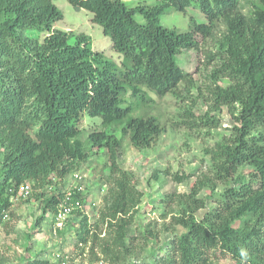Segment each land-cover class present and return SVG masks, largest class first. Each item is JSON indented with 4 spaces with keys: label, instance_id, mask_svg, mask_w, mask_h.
Wrapping results in <instances>:
<instances>
[{
    "label": "trees",
    "instance_id": "16d2710c",
    "mask_svg": "<svg viewBox=\"0 0 264 264\" xmlns=\"http://www.w3.org/2000/svg\"><path fill=\"white\" fill-rule=\"evenodd\" d=\"M68 1L93 15L122 54V65L93 49L90 35L58 28L63 12L55 0H0V220L22 184L46 188L52 175L64 178L90 153L107 148L112 185L98 221L107 231L101 236L84 216L79 242L99 248L111 262L133 254L127 239L142 194L132 173L118 164L119 147L128 136L134 147L149 148L162 135L160 119L142 112L156 101L151 93L162 98L178 95L183 84L194 86L176 54L199 51L217 36L216 51L207 55L216 62L208 89L214 109L193 124L220 127L210 112L227 106L234 125L206 151L212 176L188 193L168 195L172 205L161 218L171 214L169 224L183 230L149 264H213L217 254L237 264H264V0H137L133 6L128 0ZM170 6L198 8L207 20L191 18L185 30L165 26L161 17ZM86 115L101 119L102 128L82 140ZM186 178L176 176L179 182ZM204 188L208 194L200 198ZM62 198L54 189L43 199L44 213L56 212ZM209 199L215 206L198 219L195 212Z\"/></svg>",
    "mask_w": 264,
    "mask_h": 264
},
{
    "label": "rangeland",
    "instance_id": "374dc122",
    "mask_svg": "<svg viewBox=\"0 0 264 264\" xmlns=\"http://www.w3.org/2000/svg\"><path fill=\"white\" fill-rule=\"evenodd\" d=\"M142 1L149 3L153 0ZM55 3L63 12V17L56 23L58 28L90 35L93 49L103 51L106 58L122 65V54L114 50L111 38L104 34L101 25L92 21L93 15L89 11L76 8L68 0H55ZM127 3L133 6L137 0H128ZM191 18L197 22L207 20L198 8L188 7L186 11H176L174 6H170L169 12L161 17V23L185 30L191 25ZM137 19L144 20L140 15H137ZM28 34L38 35L35 31H29ZM217 38L215 36L204 40L199 51L192 48L176 54L177 62L190 72L194 86L183 84L178 95L168 93L162 98L151 93L156 101L147 102L142 112L156 115L160 119L164 127L162 135L149 148L134 147L128 136L123 138L119 147L118 164L132 173V183L138 193L142 194L139 205L133 209L127 239L134 253H125V257L120 260H115L114 256V263L110 260L111 256H104L99 248L92 249L91 244L83 246L79 242L84 216H87L88 224L92 225L91 229L101 232V236L107 231L98 222L105 197L112 185L109 178V152L107 148H102L96 153H90L87 161L79 164L64 178L52 175V183L46 188L34 189L29 182L27 194H13L12 206L4 219L0 220V264H34L35 261L40 264H56L60 259L67 264H149L154 262L156 256L165 254L167 242L176 232L183 230L169 224L171 214L165 219L161 218V212L169 211V204L172 205L166 201L170 197L168 195L174 199L179 194L188 193L199 179L212 176L210 154L206 151L223 135L229 134L234 125L227 106L210 112L220 120V127L209 129L193 124V121L200 122L199 116L214 109L208 89L216 62H209L207 55L210 51H216ZM189 110L195 116H190ZM100 128L101 119L86 115L80 123V138L86 140L90 132ZM117 135L120 137L118 131ZM3 149L0 145V163L4 156ZM77 172L83 175L81 181H76L74 177ZM177 175H187V178L179 182L176 180ZM50 185L62 191L78 185L83 198L81 214L77 212L62 228L56 225L55 212L48 210L44 213L43 199L47 197ZM217 188H221V185L218 184ZM41 191L45 193L43 196H40ZM207 194L208 190L204 188L198 196L203 198ZM214 206L215 202L209 199L205 208L195 212L197 218L202 219ZM40 217L42 219L38 221ZM97 222L98 226H95ZM147 228L154 231V235H150ZM217 255L213 264H237L230 256Z\"/></svg>",
    "mask_w": 264,
    "mask_h": 264
},
{
    "label": "built area",
    "instance_id": "2783aa9c",
    "mask_svg": "<svg viewBox=\"0 0 264 264\" xmlns=\"http://www.w3.org/2000/svg\"><path fill=\"white\" fill-rule=\"evenodd\" d=\"M74 177L76 181H81L83 178V175L79 172L74 174ZM29 184H22L19 187L18 192L26 194L29 192ZM50 190H53V187H50ZM58 192L63 193V198L61 202L58 205L56 214H55V220L56 225L58 228H62L63 225L73 217L77 211H82L83 208V198L81 195L80 188L78 185L74 187L73 189H66V190H57ZM77 194H80L79 196H76ZM56 264H67L65 260L60 259L59 262Z\"/></svg>",
    "mask_w": 264,
    "mask_h": 264
},
{
    "label": "clouds",
    "instance_id": "9594fccd",
    "mask_svg": "<svg viewBox=\"0 0 264 264\" xmlns=\"http://www.w3.org/2000/svg\"><path fill=\"white\" fill-rule=\"evenodd\" d=\"M50 187H53V190H54V189H57V188H54V186H53V185H50ZM50 187H49V190L47 191V192H48V193H47L48 195H50V194H51V192H53V190H50ZM57 190H58V189H57ZM55 214H56V212H55Z\"/></svg>",
    "mask_w": 264,
    "mask_h": 264
}]
</instances>
